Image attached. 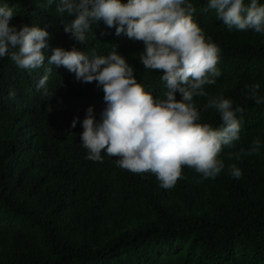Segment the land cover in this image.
<instances>
[{"label": "trees", "instance_id": "1", "mask_svg": "<svg viewBox=\"0 0 264 264\" xmlns=\"http://www.w3.org/2000/svg\"><path fill=\"white\" fill-rule=\"evenodd\" d=\"M9 2L17 13L10 24L47 28L48 57L58 46L104 55L116 46L137 80L162 90V70H145L139 62L142 41L117 36L100 21L83 46L64 32L57 0ZM193 4L195 20L221 48L222 75L205 89L245 109L239 141L220 154L242 177L225 169L215 179H201L184 167L177 184L165 189L155 174L118 167L116 157L85 159L81 123L89 106L99 119L102 88L77 81L47 57L29 74L6 56L0 59V264H264V148L228 159L257 136L264 139V104L247 99L245 89L259 83L264 91V36L229 30L207 10V0ZM45 74L48 95L37 87ZM206 99L196 98L198 105ZM202 119L221 123L214 109Z\"/></svg>", "mask_w": 264, "mask_h": 264}, {"label": "clouds", "instance_id": "2", "mask_svg": "<svg viewBox=\"0 0 264 264\" xmlns=\"http://www.w3.org/2000/svg\"><path fill=\"white\" fill-rule=\"evenodd\" d=\"M207 10L229 30L264 36V0H207ZM55 12L64 32L79 44L86 46L93 26L103 21L117 36L143 42L138 58L145 70H162V90L156 93L143 78L137 80L134 66L116 46L106 55L58 46L48 57L47 28L10 24L17 13L9 0H0V59L7 56L31 74L44 67L47 57L48 64L63 66L77 81H95L102 88L105 107L99 119L89 106L81 123L85 159L103 163L105 155L116 157L118 167L155 174L165 189L177 184L184 167L201 179H215L225 169L233 178L242 177V170L234 163L226 166L220 154L239 141L245 109L205 89L222 75L221 48L195 20L193 0H57ZM47 79L45 74L37 84L45 95ZM245 89L247 99L264 104L259 83L246 84ZM197 97H206V103L198 105ZM209 109L219 114V126L202 119ZM78 120H72L73 128ZM262 148L264 139L257 136L247 149L229 152L228 159L259 155Z\"/></svg>", "mask_w": 264, "mask_h": 264}]
</instances>
